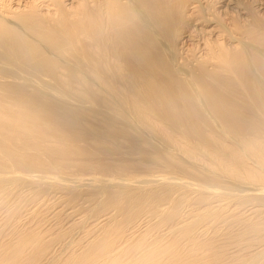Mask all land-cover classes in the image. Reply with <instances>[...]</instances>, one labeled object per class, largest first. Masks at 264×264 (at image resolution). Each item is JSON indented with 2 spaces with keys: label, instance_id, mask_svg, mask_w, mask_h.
I'll return each mask as SVG.
<instances>
[{
  "label": "bare ground",
  "instance_id": "bare-ground-1",
  "mask_svg": "<svg viewBox=\"0 0 264 264\" xmlns=\"http://www.w3.org/2000/svg\"><path fill=\"white\" fill-rule=\"evenodd\" d=\"M0 264H264V0H0Z\"/></svg>",
  "mask_w": 264,
  "mask_h": 264
}]
</instances>
